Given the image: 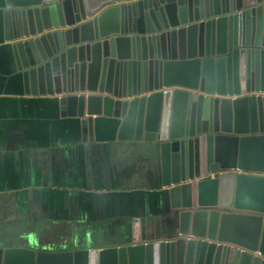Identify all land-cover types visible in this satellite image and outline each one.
<instances>
[{
	"label": "water",
	"instance_id": "95a60500",
	"mask_svg": "<svg viewBox=\"0 0 264 264\" xmlns=\"http://www.w3.org/2000/svg\"><path fill=\"white\" fill-rule=\"evenodd\" d=\"M4 1L24 94L154 148L169 207L155 237L0 239V264H264V0Z\"/></svg>",
	"mask_w": 264,
	"mask_h": 264
},
{
	"label": "crops",
	"instance_id": "0c3cea01",
	"mask_svg": "<svg viewBox=\"0 0 264 264\" xmlns=\"http://www.w3.org/2000/svg\"><path fill=\"white\" fill-rule=\"evenodd\" d=\"M4 5L0 0V196L11 199L0 198V209L21 207L25 216L17 219L26 227L72 221L95 237L107 229L124 230L125 239L132 229L135 241L157 236L169 207L158 152L145 143L84 142L53 99L26 96L4 42Z\"/></svg>",
	"mask_w": 264,
	"mask_h": 264
},
{
	"label": "flooded vegetation",
	"instance_id": "af4514ba",
	"mask_svg": "<svg viewBox=\"0 0 264 264\" xmlns=\"http://www.w3.org/2000/svg\"><path fill=\"white\" fill-rule=\"evenodd\" d=\"M30 150L31 148L29 149V154L31 156H34V154H32ZM5 194L9 195L10 192H6ZM0 198H8L9 200L11 199L10 196H0ZM11 209L12 210L10 211H4L0 209V239L4 241L30 239L31 242L37 240L40 244L42 243L46 245L69 242L71 240L82 242L84 240H89L90 236L91 238H95L93 233L94 231H92L91 229H83L80 227V225H78V223L76 224V226L68 225L72 221L61 223L60 227H55L51 225L49 226L48 224L46 225L45 223L42 224L40 220H37V222L33 224V226L32 223H29L28 227H26V222H21V219H17V217L19 218L20 216H22L23 220L25 216L24 214L20 213L22 212L20 211L21 207L12 206ZM15 209H17V211ZM102 232H104L105 235L102 236ZM100 233L101 234L97 236L99 240L102 241L105 239L110 242H113L115 240L117 241L118 239L124 240L127 236L125 235V232L119 229L101 230ZM129 234L128 237L130 236Z\"/></svg>",
	"mask_w": 264,
	"mask_h": 264
}]
</instances>
